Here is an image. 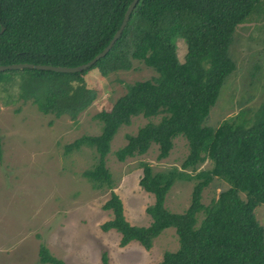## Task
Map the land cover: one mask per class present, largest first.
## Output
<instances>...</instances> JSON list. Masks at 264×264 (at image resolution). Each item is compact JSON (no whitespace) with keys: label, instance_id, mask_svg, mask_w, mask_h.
<instances>
[{"label":"trees","instance_id":"1","mask_svg":"<svg viewBox=\"0 0 264 264\" xmlns=\"http://www.w3.org/2000/svg\"><path fill=\"white\" fill-rule=\"evenodd\" d=\"M131 0H0V64L31 62L77 66L91 60L120 27ZM263 0H137L127 25L107 54L86 70L74 73L24 68L23 98H31L43 114L72 119L94 98L84 76L97 69L101 76L128 70L131 59L154 71L148 79L127 85L110 109L95 114L101 124L97 136H82L66 146L69 155L83 147L94 150L92 168L82 175L97 190L112 189V175L105 165L110 144L133 116L149 120L114 154L119 161L140 155L150 144L157 159L166 158L173 140L183 137L188 153L181 165L153 170L138 163L139 187L153 199L144 207L149 223L131 225L114 192L102 204L111 210L103 231L115 230L119 245L138 243L149 249L153 239L173 227L178 239L174 251H164L154 264H264V226L256 209L264 203V100L257 109H243L216 128L206 125L221 87L236 70L230 48L234 33L252 12L262 10ZM4 30L2 31V29ZM186 44L184 60L177 55L176 40ZM258 64L254 66L257 70ZM14 71V70H7ZM0 82H13V75ZM255 71L250 74L255 76ZM23 86V87H24ZM250 112L249 115L247 113ZM3 157L0 138V163ZM209 161L210 167L200 165ZM214 178L228 187L209 204L202 192ZM177 181H192L190 203L182 211L165 205ZM244 197H243V196ZM202 214L199 220L198 215ZM40 262L68 264L41 245ZM103 264H108L106 253Z\"/></svg>","mask_w":264,"mask_h":264},{"label":"rangeland","instance_id":"2","mask_svg":"<svg viewBox=\"0 0 264 264\" xmlns=\"http://www.w3.org/2000/svg\"><path fill=\"white\" fill-rule=\"evenodd\" d=\"M260 12H252L236 28L231 56L236 70L221 87L212 106L206 125L216 128L227 117L243 109L255 110L264 100V0ZM177 55L184 60L186 44L178 38ZM128 70L101 76L97 69L89 71L84 80L94 93L93 101L75 119L68 113L59 117L43 114L31 98H23L26 87L25 69L4 72L2 78L13 75V82H0V138L3 157L0 163V264L41 263L39 248L44 245L55 257L68 264H154L164 251H174L178 239L173 227L165 229L153 239L149 249L136 242L119 245L120 235L113 229L103 231L101 224L112 213L102 204L114 191L121 199L123 213L131 225L145 226L149 217L144 207L153 199L138 185L140 161L153 170L180 166L188 153L183 137L173 140L168 156L157 159V146L150 144L140 155L119 161L115 152L127 143L126 135H134L148 121L156 123L160 115L143 119L133 116L131 125L119 129L110 144L105 165L112 175V189L97 190L82 175L92 168L96 154L83 147L66 155V146L82 136H97L101 124L95 114L110 109L114 101L126 92L127 85L144 80L155 73L142 62L131 59ZM258 64L260 68L254 69ZM255 71V76L250 74ZM24 86V87H23ZM250 112L247 113L249 115ZM210 167L206 161L200 168ZM192 181H177L166 196L165 205L172 211H182L190 203ZM228 187L214 178L202 192V202L209 204L218 193ZM243 196V195H242ZM244 197V196H243ZM264 226V203L256 209ZM202 214L198 215V219Z\"/></svg>","mask_w":264,"mask_h":264},{"label":"water","instance_id":"3","mask_svg":"<svg viewBox=\"0 0 264 264\" xmlns=\"http://www.w3.org/2000/svg\"><path fill=\"white\" fill-rule=\"evenodd\" d=\"M136 4H137V0H131V2L129 3L124 13L120 27L116 30V32L110 39L109 43L88 62L79 64L77 66H59V65H52V64L18 62V63H12V64H0V71L4 72L7 70H20L24 68H30V69H37V70H50V71L62 72V73H74V72H80V71L86 70L87 68L95 64L99 59L103 58L107 54V52L111 49L115 41L119 38L122 30L127 25L130 14L133 11ZM3 30L4 28L2 29V31Z\"/></svg>","mask_w":264,"mask_h":264}]
</instances>
